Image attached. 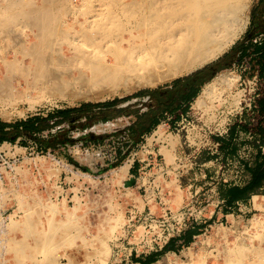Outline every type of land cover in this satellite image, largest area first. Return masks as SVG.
I'll use <instances>...</instances> for the list:
<instances>
[{"label": "rangeland", "instance_id": "rangeland-1", "mask_svg": "<svg viewBox=\"0 0 264 264\" xmlns=\"http://www.w3.org/2000/svg\"><path fill=\"white\" fill-rule=\"evenodd\" d=\"M15 1L21 0H0V8ZM58 1L32 0L36 4L31 5L56 9ZM257 1L250 3L245 31L215 61L243 38ZM74 2L81 5V0ZM110 6L114 8L115 1L110 0ZM65 17L63 20H67ZM133 18L128 15L124 19ZM25 21L19 22V28L25 27L23 32L19 29V36L29 34ZM105 48L108 50L91 64L83 62L68 68L55 65L53 75L60 77L48 75L36 82L16 78L11 102L0 101V118L14 121L83 102L125 97L192 73L147 83L140 79V73L126 68L134 61L138 64L153 58L148 45L122 43ZM222 72L237 78L231 87L215 85L211 93L201 97L202 110L193 108L196 98L177 114L169 113L160 123L166 139L154 134L159 125L116 168L102 170L117 158L119 145L111 138L103 145L76 143L68 148V153L91 173L76 168L63 154L52 152L54 159L49 151L42 152L33 143L3 146L9 155L20 156L17 170L6 173L0 183L1 206L7 210V222L11 221L7 237L25 240L17 250H11L8 242L6 247L0 246V264H127L133 252L145 255L155 251L170 237L198 224L201 230L191 244L164 255L155 264H189L191 260L197 264H264V53L250 54L214 78ZM108 73L116 75V85H110L112 74ZM237 92H242L241 107L232 101L220 105L221 97ZM133 118L123 116L96 124L91 130L111 133L129 125ZM79 134L74 132L75 136ZM168 136H174L177 143L170 153L165 147H170ZM135 159L145 161L136 178L128 173ZM133 179L136 183L128 185ZM230 187L248 190L246 199L230 204L225 200ZM226 211L235 214L223 218L221 214ZM217 212L221 217L214 221L211 217ZM72 215L75 219L71 221ZM29 219L35 234L49 231L52 240H47L48 232L41 241L29 233L25 225ZM63 222L76 226L66 228L61 226ZM43 246L50 248L41 254Z\"/></svg>", "mask_w": 264, "mask_h": 264}, {"label": "bare ground", "instance_id": "bare-ground-1", "mask_svg": "<svg viewBox=\"0 0 264 264\" xmlns=\"http://www.w3.org/2000/svg\"><path fill=\"white\" fill-rule=\"evenodd\" d=\"M74 1L59 0L60 4L56 9L46 5L35 7L33 5L36 3L32 0L15 1L10 6L0 8V52L5 51V54H0L2 103L13 99V81L16 78L36 82L53 75L55 65L68 68L83 62L91 64L97 55L108 50L105 47H119L122 43L136 47L143 43L148 45L153 58L138 64H133L134 61L126 68L140 73V79L147 83L203 68L224 54L245 31L252 0H113L116 3L114 8L110 6V0H96L99 2L97 4L93 3L94 0H81V5ZM50 2L53 4L54 1ZM88 5L92 7L85 11L84 8ZM128 15L134 18L124 19ZM64 17L67 20H63ZM21 19L27 21L25 25L30 29L29 34H20L22 37L17 35L19 29L21 31L22 28L23 32L25 28H19ZM8 49L11 53H7ZM59 75L53 76L60 77ZM236 79L235 76L220 73L204 86L195 101L196 106H201V97L209 91L211 93L215 85L231 87ZM116 80V75L112 74L110 85H116ZM230 101L239 107L242 92L228 98L221 97L220 105ZM154 134L166 139L162 125ZM168 138L170 147H165L170 153L176 149L177 143L173 141L174 136ZM5 146L9 144L6 143ZM53 216L55 215L51 218L55 219ZM72 218L75 219L73 215L71 221ZM66 223L63 222L61 226L67 228ZM72 223L69 224L73 225ZM10 224L11 221L0 222V246L6 247L10 243V249L17 250L25 239H9L7 230ZM25 225L38 241L45 240L44 235L48 232L47 240L50 241L49 231L35 234L32 220L29 219ZM70 225L68 227L71 229ZM49 248L43 246L39 253H46ZM198 258L200 259V255ZM189 264L197 263L191 260Z\"/></svg>", "mask_w": 264, "mask_h": 264}, {"label": "trees", "instance_id": "trees-1", "mask_svg": "<svg viewBox=\"0 0 264 264\" xmlns=\"http://www.w3.org/2000/svg\"><path fill=\"white\" fill-rule=\"evenodd\" d=\"M263 1L258 0L253 6L251 22L246 33L222 59L188 75L178 77L167 84L154 89H142L125 97H116L99 102H83L79 106L56 109L46 115L31 114L26 118L14 121H6L0 118V143H16L17 141L19 143H33L42 152L49 151L54 154H63L67 161L76 168L91 173L89 167L81 165L68 153V148L76 143H81L82 146L103 145L106 144L107 139L111 138V141L119 145L116 148L117 158L102 170L107 171L120 166L146 140V137L152 134L163 118H167L169 113L177 114L183 97L187 98L191 104L199 95L201 87L211 81L219 71L231 67L235 62L243 61L250 54L262 53L264 49ZM145 95H149V98L144 102L148 106V109L144 112L140 113V108L134 107L135 103L132 102L124 107H119L121 103ZM188 112L186 110V113ZM131 114L135 115V119L122 129L101 134L91 130L96 124L109 122L118 117ZM180 118V116H177V119ZM76 131L80 132L78 136L74 135ZM27 144L26 146H28ZM137 163L138 159H135L133 165L135 166ZM243 190L238 187H230L225 194L227 198L225 200L234 205L240 200H245L248 190ZM242 191L243 193H236ZM231 212L233 211H226L225 213ZM200 226L202 225L198 224V227L194 225L181 231L178 235L172 236L161 249L148 253L145 259H142L141 255L137 256L135 252L131 254V258L135 262H141V264L156 262L168 251L170 244L179 240H183L186 246L191 244L194 236L198 234L197 230H201ZM169 250H172V248ZM154 253L157 256L149 258Z\"/></svg>", "mask_w": 264, "mask_h": 264}, {"label": "crops", "instance_id": "crops-1", "mask_svg": "<svg viewBox=\"0 0 264 264\" xmlns=\"http://www.w3.org/2000/svg\"><path fill=\"white\" fill-rule=\"evenodd\" d=\"M258 2V1H257ZM264 2V1H263ZM263 39H264V35H263ZM262 53H264V49L262 50ZM208 83V82H207ZM206 85V83L203 85V87ZM203 87H201V91H202V89H203ZM154 88H156V87H154ZM154 88H149V89H154ZM200 91V92H201ZM200 92H199V94H200ZM199 96V95H198ZM197 96V97H198ZM149 98V95H145V96H143V97H136V98H133L132 100H130V101H127V102H124V103H121L120 105H119V107H124V106H126V105H128L130 102H132V103H135V105H134V107H136V108H140V113L141 112H144V111H146L147 109H148V106L146 105V104H144V102L147 100ZM189 100L187 99V98H185V97H183L182 98V100H181V104L179 105V108H178V111L180 110V109H182V108H184L186 105H188V104H190V102H188ZM193 108L194 109H196V110H202V108L203 107H201V106H196V104L195 103H193ZM128 116H133L134 118L132 119V121L135 119V115L134 114H131V115H128ZM128 116H125L124 115V117H128ZM121 117H123V116H121ZM118 118H120V117H118ZM117 119V118H116ZM163 120V119H162ZM162 120H161V122H162ZM131 121V122H132ZM147 138V137H146ZM23 148V147H22ZM26 149L28 148V146H26L25 147ZM142 162H145V161H142L141 159H138V163L134 166L133 165V163H134V161L131 163V165H130V168H129V171H128V173H129V175L130 176H132V177H138V175L141 173V170L144 168V164L142 163ZM63 174V173H62ZM61 174V175H62ZM62 177V176H61ZM235 213L233 212H231V213H222L221 215H222V217L223 218H228V216H230V215H234ZM213 217V220L214 221H216V220H220L219 218L221 217L220 216V212H217L215 215H213L212 216ZM211 217V218H212ZM196 236V235H195ZM194 236V237H195ZM163 247V246H162ZM162 247H159L158 249H161ZM184 247H186V245H185V243H183V240H179V241H176L175 243H172V244H170L169 246H168V251H166L156 262H158V261H160V259L164 256V255H167L168 253H177V251L178 252H180L181 251V249L180 248H184ZM170 248H172V250H169ZM158 249H156V250H158ZM175 249V250H174ZM155 250V251H156ZM146 255L147 254H145V255H141V258L142 259H145L146 258ZM137 256H140L139 254H137ZM157 256V254L156 253H154V254H152L151 256H149V258H155ZM156 262H153V263H151V264H155ZM127 264H141V262H135L134 260H133V258H131V261H130V263L129 262H127Z\"/></svg>", "mask_w": 264, "mask_h": 264}, {"label": "built area", "instance_id": "built-area-1", "mask_svg": "<svg viewBox=\"0 0 264 264\" xmlns=\"http://www.w3.org/2000/svg\"><path fill=\"white\" fill-rule=\"evenodd\" d=\"M6 143H8L12 148L17 147L19 144L18 141L16 143H10V142L0 143V183L1 185L5 179L6 173H14L17 170L18 164L20 163V156L18 154L9 155L6 149H3V146H5ZM48 154L52 156L54 159H56L55 155H53L51 152H48ZM1 195L2 194H1V188H0V196ZM1 202H2V197H0V222L3 220L7 221L8 219V217H6L7 210L2 208Z\"/></svg>", "mask_w": 264, "mask_h": 264}, {"label": "water", "instance_id": "water-1", "mask_svg": "<svg viewBox=\"0 0 264 264\" xmlns=\"http://www.w3.org/2000/svg\"><path fill=\"white\" fill-rule=\"evenodd\" d=\"M136 183V180L135 179H133L132 181H130V182H128V185H134Z\"/></svg>", "mask_w": 264, "mask_h": 264}]
</instances>
